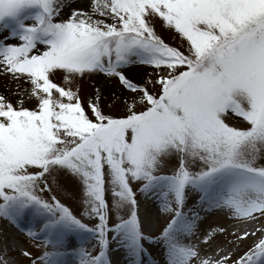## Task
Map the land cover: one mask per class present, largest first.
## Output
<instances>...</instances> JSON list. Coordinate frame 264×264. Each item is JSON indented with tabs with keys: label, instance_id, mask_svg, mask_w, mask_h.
Here are the masks:
<instances>
[{
	"label": "snow or ice",
	"instance_id": "obj_1",
	"mask_svg": "<svg viewBox=\"0 0 264 264\" xmlns=\"http://www.w3.org/2000/svg\"><path fill=\"white\" fill-rule=\"evenodd\" d=\"M65 6L0 0V67L29 81L36 99L29 107L0 95V217L17 226L27 219L26 235L44 242L39 255L22 254L30 264H111L115 243L129 264H144L148 242L165 264H264V236L236 259L200 257L198 242L186 239L199 213L185 210L191 190L204 209L264 215V0H92L90 10L62 18ZM157 16L186 38V50L156 33ZM138 62L158 74L135 82L122 69ZM56 71L69 84L103 72L135 94L125 96L123 114H106L98 97L86 109L78 90L51 78ZM229 112L242 124L227 122ZM58 171L78 178L82 214L94 223L42 195ZM133 181L171 213L155 236L142 228ZM72 236L81 241L75 247ZM93 237L95 255L82 243Z\"/></svg>",
	"mask_w": 264,
	"mask_h": 264
},
{
	"label": "rangeland",
	"instance_id": "obj_2",
	"mask_svg": "<svg viewBox=\"0 0 264 264\" xmlns=\"http://www.w3.org/2000/svg\"><path fill=\"white\" fill-rule=\"evenodd\" d=\"M66 6L60 12V17H66L73 8H81L84 10H90L92 5V0H61ZM97 18L106 19L109 22L111 18L104 16L100 13L94 14ZM30 22V21H29ZM156 33L161 36L163 40L167 43L180 47L181 50H186L188 42L186 38H182L181 35L173 28H170L162 23L161 18L153 17L151 20ZM6 32L0 31V38L6 37ZM6 42H19L18 39L7 40ZM38 47H41L38 45ZM125 74L132 80L137 83H144L147 80V77L158 74V70L151 65L143 63H134L128 66H125L123 69ZM162 70V69H161ZM51 78L65 87H72L73 90H78V95L80 97L81 103L83 106L89 108V100L95 101L96 98H99V102L102 106V110L107 113L112 114H123L125 111L124 108V99L125 96L131 98L135 93L127 89L119 79L115 76L103 73V72H91L84 73L79 75L71 84L64 80V74L61 71H56L51 74ZM147 86L151 90H155V87L148 81ZM30 88L29 81L18 77L11 72H6L2 67H0V95L5 97L8 101L16 104L21 99L25 106H35L36 99L30 95L28 89ZM108 94L107 96H104ZM225 119L227 122L234 125H241L242 118L236 114L229 112ZM176 163V157L172 156L166 162V170H170L172 165ZM49 183L51 185V192L45 189L42 193L45 197H49L52 194H55L61 202L65 203L75 214L81 216L86 223H94L95 217H85L83 216V203L80 193V181L78 178L72 176L67 172H55L49 176ZM134 190H136L137 201L141 199L142 204L140 207L141 212L143 210L147 211L153 218V226L151 228L147 227L145 224L144 227L148 231H153V235H157L159 230L165 224L167 219L170 218L171 213L168 211H162L159 207V204L154 203L153 205L146 203L145 194L139 191V184L135 181L132 182ZM42 187V186H41ZM196 193L189 190L187 193V200L185 205V210L193 209L195 210L197 200ZM144 197V198H143ZM106 198L111 199L110 190H106ZM144 199V200H142ZM159 203V202H158ZM247 217H237L231 215L227 208H220L213 211L208 215L207 218L202 220V216H198L196 220V229L192 237H186V239H191L193 244L198 242V250L200 256L206 253H215L218 250H221L226 254V257L229 260L236 259L243 252L251 248L252 244L256 242L261 236H264V215L254 213L252 217L244 219ZM0 219H2L0 217ZM115 215L114 213L110 216V221L114 222ZM251 220L252 223H257V231L254 235L249 234L248 236H241L240 233L243 232L242 229L237 231V228L243 226L245 223ZM4 223V222H3ZM2 227V225H0ZM155 229V230H154ZM209 235L207 241L203 240L204 235ZM1 240V238H0ZM43 240L38 238L36 242L32 241L30 237L23 239L13 238L10 239L11 249L17 250L22 247L27 248L28 251L32 252L37 251L38 253L33 254L34 256L39 255L44 245L41 243ZM40 242V243H39ZM86 244H96V239L88 238L85 242ZM41 244V245H40ZM115 245V243H110ZM145 242V246L148 249L149 255L153 260H156L155 264H165V259L162 254L161 248L156 243ZM231 253V256L228 254ZM116 264H129V257L125 254L124 250L119 248L112 257ZM220 255L218 256V259ZM227 258V259H228ZM196 262L197 258H193ZM31 260V257L26 255H3L0 254V261L4 264V261H7V264H28ZM150 261V260H149ZM152 263V264H154Z\"/></svg>",
	"mask_w": 264,
	"mask_h": 264
},
{
	"label": "bare ground",
	"instance_id": "obj_3",
	"mask_svg": "<svg viewBox=\"0 0 264 264\" xmlns=\"http://www.w3.org/2000/svg\"><path fill=\"white\" fill-rule=\"evenodd\" d=\"M145 200H146V203H149V204L150 203H156V201L153 199L152 195L147 196V199H145ZM141 204H142V201L140 199V200H138V206H141ZM140 216H141V218H140L141 223L145 224L149 228H151L153 226L154 216H151L146 210L145 211L143 210V213H142V215L140 214ZM257 227H258V224L252 223L250 220L249 222L245 223L243 226L238 227L237 230L242 229L243 232H247L248 235L249 234L254 235L257 231ZM13 232L14 231L11 228H7L6 225H4V227L3 226L1 227V233L4 236L3 246H2L3 249L6 250V249L11 247L10 239H11V237H14ZM1 253H2V248H0V254ZM219 255H220V257H226V254L224 252H222L221 250H218L216 253H209L207 257L210 256L214 259H218ZM110 261H111V264H116L114 259L110 258ZM71 263H72V260H69V264H71Z\"/></svg>",
	"mask_w": 264,
	"mask_h": 264
},
{
	"label": "trees",
	"instance_id": "obj_4",
	"mask_svg": "<svg viewBox=\"0 0 264 264\" xmlns=\"http://www.w3.org/2000/svg\"><path fill=\"white\" fill-rule=\"evenodd\" d=\"M108 94H105L104 96H107ZM108 97V96H107Z\"/></svg>",
	"mask_w": 264,
	"mask_h": 264
}]
</instances>
